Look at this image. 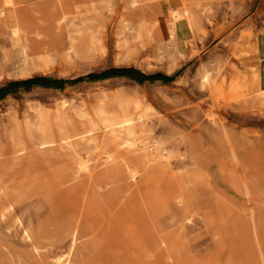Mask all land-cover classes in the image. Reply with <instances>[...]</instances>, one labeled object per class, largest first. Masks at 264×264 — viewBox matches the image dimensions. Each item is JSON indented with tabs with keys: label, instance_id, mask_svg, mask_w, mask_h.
Masks as SVG:
<instances>
[{
	"label": "rangeland",
	"instance_id": "rangeland-1",
	"mask_svg": "<svg viewBox=\"0 0 264 264\" xmlns=\"http://www.w3.org/2000/svg\"><path fill=\"white\" fill-rule=\"evenodd\" d=\"M15 1L23 24L0 31V88L111 68L175 76L21 85L0 97V149H11L19 130L38 144L45 122L68 118L93 128L67 148L87 171L58 179L50 167L20 170L19 202L11 206L14 194L0 192V264H264V93L229 87L224 99L213 100L203 79L218 68L238 67L244 79L255 72L246 39L264 33V0H160L166 13L185 7L200 27L186 45L190 35L180 36L179 52L166 29L124 16L139 0H109L82 19L62 17L58 0ZM123 117L131 135L107 126ZM156 147L166 168L153 161L134 176L123 168L115 185L90 175L108 153L126 148L144 160L136 162L141 169L143 154L155 158ZM193 163L210 171L194 185ZM243 176L246 188H238ZM179 187L194 205L178 207Z\"/></svg>",
	"mask_w": 264,
	"mask_h": 264
},
{
	"label": "crops",
	"instance_id": "crops-1",
	"mask_svg": "<svg viewBox=\"0 0 264 264\" xmlns=\"http://www.w3.org/2000/svg\"><path fill=\"white\" fill-rule=\"evenodd\" d=\"M12 1L13 5L3 7V0H0V8H3V13H0V31L7 26H10L12 30H16L17 27L20 28L23 24V18L20 15L18 16L16 12L17 3L15 0ZM108 1L109 0H58V7L60 8V14L62 17L72 15L75 18L82 19L98 14L101 7ZM163 8V3L160 0H156L154 2H143L142 0H139L137 5L130 4L125 6L123 14L125 17H127L129 22L137 23L138 25L145 26L149 29L159 30L160 28H166L167 20L169 19V15L171 13V11L169 13L164 12ZM173 28L176 30L177 36L175 41L170 43H174L172 47H174V49L178 52V39H182L180 36L190 35V37H186V45L193 40L195 34L200 29L199 25L195 24L192 20L190 21L189 26L183 19L178 21ZM220 34H222V32ZM246 41L249 42H247V44L249 45L250 50L254 52V54L256 52L254 55L256 57L255 64L257 67H255V72H253V75H249L247 79H244L241 76L238 67L231 68L230 70L218 68L215 77L209 76L208 81L204 79L203 75V79L207 82L206 85L208 92L214 100L215 97L216 100L224 99L226 97L225 94L228 90L226 85L225 90L222 93L224 97L222 95V97H219L217 94H214L215 92L212 91L216 84H220V79L223 74L225 77H229L230 83H233L231 90L234 92L236 91L240 94L249 92L258 94L264 93V91L261 90L257 91L258 88L264 86V33L259 35L256 40H252L248 36ZM254 73L256 75H254ZM120 119L128 118L123 117L119 119L108 120L107 126H109L111 131H120L119 129L115 128V126L119 125L118 123ZM104 128L102 129L104 130ZM92 130L93 128L91 124L84 123L82 121L71 120L68 118L60 119L58 122H45L39 126L40 138L38 144H35L33 141H31L30 137L25 131L19 130V139L17 138L18 141L12 145L11 149H0V192L11 194L22 192L20 189L21 183L19 181V178L21 177V174L19 173L20 170L31 171L35 169H42L43 167H50L53 169V175L55 178L61 179L78 177V173L81 172V170L78 168L77 163L78 158L81 157L78 153H75L73 156H71V154H69L67 151V148L76 140L88 138ZM200 146L202 147L201 143L193 141V148ZM112 152H115V160L120 162L122 166L128 164L131 169H135L137 171L141 170L137 166L136 162L139 159L144 163V160L137 155L131 154L132 152L129 148ZM9 154H13V156H8ZM129 163H131V165H129ZM246 163L247 167H251L248 162ZM104 164L105 159L100 163V167L96 172L103 171L102 168ZM194 166L195 168L192 170L194 174H199L204 178L208 177V174L210 173L209 170L204 168L202 169L197 165ZM105 171H110L113 173L117 171V169L114 165H111V167H108V170ZM151 173H155V170H151L149 174ZM244 177L245 176H243L242 179L243 184L239 185L238 188H246V181ZM176 193L179 197L180 194H185L186 192L177 190ZM183 200V203L178 205V207H188V205H194V198L192 197L185 196L183 197Z\"/></svg>",
	"mask_w": 264,
	"mask_h": 264
},
{
	"label": "bare ground",
	"instance_id": "bare-ground-1",
	"mask_svg": "<svg viewBox=\"0 0 264 264\" xmlns=\"http://www.w3.org/2000/svg\"><path fill=\"white\" fill-rule=\"evenodd\" d=\"M180 1H182V0H180ZM2 4H3V7H7V6H11V5H13V1L12 0H3V2H2ZM0 13H3V8H0ZM185 20L186 21V23L190 26V21H191V18L189 17V14H188V11H187V9L185 8V7H182L180 10H173V11H171V13H170V15H169V19L167 20V26H166V36H167V39H168V41L169 42H174L175 41V38H176V36H177V34H176V30L173 28L174 27V25L178 22V21H180V20ZM13 31H15V29H13ZM262 40V39H261ZM248 42V41H247ZM118 43V42H117ZM249 43V42H248ZM253 43H255V42H253ZM252 43V44H253ZM252 46V45H251ZM262 49V48H261ZM254 53V52H253ZM255 54H256V52H255ZM254 54V55H255ZM240 57V56H239ZM256 67V66H255ZM257 68V67H256ZM255 68V69H256ZM263 69H264V64H263ZM251 75V74H250ZM252 75H253V73H252ZM254 75H256L255 73H254ZM263 76V75H262ZM208 77H209V75L208 74H204V79L206 80V81H208ZM254 77V76H253ZM252 77V78H253ZM256 78V77H255ZM251 81V80H250ZM254 82V81H253ZM182 83V82H181ZM207 83V82H206ZM252 83V82H251ZM256 83H257V81H256ZM255 83V84H256ZM225 85L227 86V89H229V87H230V89L233 87V83H230V81H229V77L227 76V77H225V75L223 74L222 76H221V79H220V84H216L214 87H213V90L212 91H214V90H217L216 92H218V93H220L219 92V90L220 91H222V90H224L225 89ZM259 87V86H258ZM245 88V87H244ZM254 89V88H253ZM259 90H261V91H264V88H262V87H260V88H258L257 89V91H259ZM223 92V91H222ZM236 92V91H235ZM222 95V93H220V95H218L219 97ZM223 96V95H222ZM221 96V97H222ZM224 97V96H223ZM214 100V99H213ZM215 100H216V97H215ZM119 125L118 126H115V128L116 129H119L120 131H122V130H125L128 134H132V130H131V128H130V120H128V119H120V121H119V123H118ZM91 130V129H90ZM88 132V131H87ZM86 132V133H87ZM158 148L159 147H156V148H154V151L153 152H155V158H154V156L153 157H151V155H150V153L149 154H147V153H144L143 154V156H144V158H145V160H147V163H146V165L145 166H142L141 165V171H137V170H135V169H131L129 166H128V164L127 165H125V166H122L121 165V163L120 162H117L116 160H115V152H111V153H108L106 156H105V164H104V166H103V171H101V172H94V173H90V175L91 176H94V177H97L98 179H100L101 181L102 180H105L106 181V184H113V185H115L116 184V182H119L120 180H119V177H121V171H123V168H124V170L126 171V172H130V175L131 176H134V175H144V174H146V172L145 171H143V170H145V167H148L149 165H152L153 164V161H159L161 164H163V162H162V160H161V154H159V150H158ZM126 149H128V148H126ZM150 150H152V149H150ZM161 155V156H160ZM168 155V154H167ZM180 156H183V155H180ZM169 160V159H168ZM184 160V159H183ZM165 161V160H164ZM77 165H78V168L81 170V171H87V169H88V167H87V165H86V163L83 161V159L82 158H78V163H77ZM111 165H114L115 167H116V169H117V171H115V172H110V171H105V170H108V167H111ZM164 166H165V168L167 167L166 166V164H163ZM148 169V168H147ZM101 176V177H100ZM189 177H191L192 179L190 180V182H191V184L192 185H194L195 183H196V181L197 180H199V179H202L203 177L201 176V175H199V174H194L193 172H191L189 175H188ZM172 178H173V176H171ZM146 179H147V177H146ZM133 180V179H132ZM74 182H75V184L76 183H78L79 181L78 180H76V179H74ZM137 188H138V185L137 186H135L134 187V193H136V190H137ZM75 189V188H74ZM179 191H182V192H184L183 190H182V187H179V189H178ZM185 196H187V197H190L189 196V194H188V192L186 191V193L185 194H180L179 195V197H178V204L179 203H183V197H185ZM21 199V193H16V194H14V196H13V198L11 199V203H10V205L12 206L13 204H15V203H18L19 202V200ZM12 208V207H11ZM132 210L131 209H129V208H126L125 206H123V208H122V213L124 214H126L125 215V217L127 218V217H131L132 219H134L135 217H134V215H133V213L131 212ZM138 217H139V215H138ZM102 219V218H101ZM103 221V220H102ZM15 224V223H14ZM76 239H74L73 241H75ZM172 244V243H171ZM175 244V243H174ZM170 245V244H169ZM160 246H161V242L159 241V240H157V241H155V248L156 249H158V248H160ZM155 252V251H154ZM178 258H180L179 256H178Z\"/></svg>",
	"mask_w": 264,
	"mask_h": 264
},
{
	"label": "trees",
	"instance_id": "trees-1",
	"mask_svg": "<svg viewBox=\"0 0 264 264\" xmlns=\"http://www.w3.org/2000/svg\"><path fill=\"white\" fill-rule=\"evenodd\" d=\"M116 75H126L130 77L131 79H134L138 83H142L145 80H163V81H169L172 80L175 75L172 76H166L162 74H155V75H144L140 73L139 71L133 69V68H111L108 70H105L101 73H90L85 76H80L74 79L70 80H52L49 78H43V77H32L26 80L16 81L9 83L6 87L0 88V97L7 93L9 90H12L14 87L18 86H29L32 84H40L44 86H52V87H62L65 84H73L80 81H92V80H99L111 76Z\"/></svg>",
	"mask_w": 264,
	"mask_h": 264
}]
</instances>
